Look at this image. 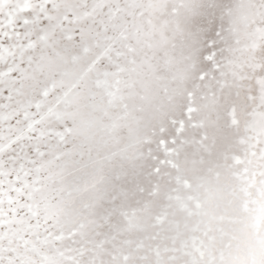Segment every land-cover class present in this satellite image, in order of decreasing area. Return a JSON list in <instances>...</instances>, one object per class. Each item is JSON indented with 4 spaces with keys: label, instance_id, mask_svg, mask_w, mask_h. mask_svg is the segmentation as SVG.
<instances>
[{
    "label": "snow or ice",
    "instance_id": "6c2138e0",
    "mask_svg": "<svg viewBox=\"0 0 264 264\" xmlns=\"http://www.w3.org/2000/svg\"><path fill=\"white\" fill-rule=\"evenodd\" d=\"M0 264H264V0H0Z\"/></svg>",
    "mask_w": 264,
    "mask_h": 264
}]
</instances>
